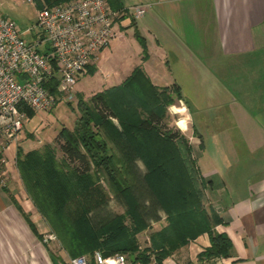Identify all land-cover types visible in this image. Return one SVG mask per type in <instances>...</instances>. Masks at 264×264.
<instances>
[{
  "label": "crops",
  "instance_id": "1",
  "mask_svg": "<svg viewBox=\"0 0 264 264\" xmlns=\"http://www.w3.org/2000/svg\"><path fill=\"white\" fill-rule=\"evenodd\" d=\"M110 1L122 12L116 17L117 34L104 50L130 29L132 39L137 33L144 41L143 51L135 39L134 65L157 86L179 87L182 105H170L185 111L172 113L173 127L187 138L195 157L203 205L216 217L213 229L230 241L224 264H264V0ZM132 4L145 10L137 16L123 11ZM211 107L223 111L207 112ZM196 110L203 114L194 121ZM6 190L0 185V264H67L65 250L54 252L31 229ZM15 196L44 237V218L25 194ZM208 243L203 231L161 264H206L197 254Z\"/></svg>",
  "mask_w": 264,
  "mask_h": 264
},
{
  "label": "trees",
  "instance_id": "2",
  "mask_svg": "<svg viewBox=\"0 0 264 264\" xmlns=\"http://www.w3.org/2000/svg\"><path fill=\"white\" fill-rule=\"evenodd\" d=\"M58 1L63 0H46ZM110 5L114 8L111 1ZM135 36L143 50L142 37ZM93 69L87 65V71ZM55 83L56 79L50 82V90L55 91ZM74 95L78 113L72 126H62L52 144L18 148L15 158L25 192L67 255L119 251L146 264L152 254L161 264L163 257L205 231L209 243L197 259L226 256L230 241L213 229L216 217L202 203L203 179L188 140L165 120L166 106L182 97L179 87L157 86L135 65L117 84L87 99L79 92ZM27 112L34 115L29 108ZM135 159L144 165L141 176ZM109 193L122 199L123 212L91 223L89 211L103 204ZM12 201L43 238L30 214L13 196ZM157 208L164 212L163 223L149 232V244L138 250L135 234L148 225L145 210L158 218Z\"/></svg>",
  "mask_w": 264,
  "mask_h": 264
},
{
  "label": "built area",
  "instance_id": "3",
  "mask_svg": "<svg viewBox=\"0 0 264 264\" xmlns=\"http://www.w3.org/2000/svg\"><path fill=\"white\" fill-rule=\"evenodd\" d=\"M36 4V27L27 39L16 22L0 13V183H5L8 162L16 157V146L27 109L43 113L58 100L73 96L77 74L87 71L94 57L116 36V17L121 10L107 0H27ZM143 4H132L123 11L140 15ZM56 79L55 91L50 82ZM15 162V161H14ZM51 232L44 241L54 239ZM67 264H130L122 252L68 256ZM206 264H224L213 256ZM133 264H140L136 259ZM146 264H156L152 254Z\"/></svg>",
  "mask_w": 264,
  "mask_h": 264
},
{
  "label": "rangeland",
  "instance_id": "4",
  "mask_svg": "<svg viewBox=\"0 0 264 264\" xmlns=\"http://www.w3.org/2000/svg\"><path fill=\"white\" fill-rule=\"evenodd\" d=\"M0 13L13 19L16 22L21 33L27 39H31L33 37L34 32L37 30L36 4L34 2H29L27 0H0ZM126 32L127 33L124 34L125 39L123 40L121 39V41L118 44H116L114 47H110V49L109 50L107 49V51H105L103 48L104 53L101 54L100 58L98 59L92 71H86L83 74L82 73L77 74L76 81L73 85V96L70 99H67L69 101L68 104L66 103V100L61 99L48 111H45L43 113L42 112L35 113L33 116L29 117L26 120L25 128H27V130L24 128L23 129L24 131L22 132L21 136L18 138L16 151L18 150V148H22V150L26 151L31 148H38L42 146L44 143L52 144L56 133L62 126H66L68 128L72 126L73 120L78 113L75 108L74 92H79L82 95L83 99H87L90 96V94L96 91L103 90L111 85L117 84L130 72L132 67L135 66L134 63L137 61V49L135 46L138 45L135 42V39L137 42L138 40L135 36H134L135 39H132L133 36L131 35L130 29L126 30ZM110 45L111 43H109L108 46ZM105 74L106 76L104 77ZM75 88L77 89V91L75 90ZM178 99L174 98L173 102H175V105H182ZM169 105L166 106L164 115L166 118V122L172 124L169 126H175L174 125L175 123L174 124L172 123V118H171V115L174 111H172L171 105L170 106ZM214 111L216 113H221L223 111V108L216 109L214 107H211L207 110V112L209 113ZM202 114H203L202 111H198V110L194 111L192 113L194 121L201 118ZM180 119H183V117ZM113 120L115 122L114 118ZM210 142H212V140H210V138L206 136L205 143L207 147H210L211 145ZM216 155L218 156V154ZM57 156L58 158L60 157L59 152H57ZM203 157L204 154H200L201 162L204 160ZM14 161L15 159H11L8 162L9 170L7 176L5 177V183L4 184L0 183V185L4 186V188L7 189L6 191H8L9 194L12 193L11 197L13 195V197L16 198L15 195H17L21 198L22 195V199H23L24 198L23 194H25L27 197L28 195L24 191L25 189L23 187V183L19 175V171ZM135 165H136L137 174L141 176V174L145 171L143 163L139 159H135ZM11 183L12 186L9 185ZM140 200L146 206L149 204L148 199L146 197H141ZM17 201L22 206V204L19 202L20 200ZM13 204L15 205L14 202ZM28 204L34 205L31 199L28 201ZM124 207L125 204L119 196L114 195L113 193H109L107 200L103 204L89 211L88 213L89 220L91 223L96 224L101 219H104L106 217H111L118 213H122ZM33 208H35V206H33ZM155 215L158 216V218H154V216L150 214V211L145 210L144 216L148 225L141 231L136 232L135 234L138 250H140L143 246L149 244L148 242L149 232L153 229H156L160 224L163 223L164 220L163 210L157 208L155 210ZM51 232L52 231L48 226L47 231L44 232L45 233L44 236ZM41 239L43 240V238ZM47 242L50 243V248L54 252H57L58 249H61L60 243L57 238L50 240L47 239ZM122 253L126 255V258H129L126 252H122ZM67 257L68 255L66 253V260ZM66 260L65 262L67 263ZM127 260L131 263L134 262L129 259Z\"/></svg>",
  "mask_w": 264,
  "mask_h": 264
},
{
  "label": "clouds",
  "instance_id": "5",
  "mask_svg": "<svg viewBox=\"0 0 264 264\" xmlns=\"http://www.w3.org/2000/svg\"><path fill=\"white\" fill-rule=\"evenodd\" d=\"M172 111H185V109H176V108H173ZM184 123H185L184 121H180L179 122V125H180L181 128L184 127Z\"/></svg>",
  "mask_w": 264,
  "mask_h": 264
},
{
  "label": "bare ground",
  "instance_id": "6",
  "mask_svg": "<svg viewBox=\"0 0 264 264\" xmlns=\"http://www.w3.org/2000/svg\"><path fill=\"white\" fill-rule=\"evenodd\" d=\"M175 108V107H174ZM176 109H178V108H176Z\"/></svg>",
  "mask_w": 264,
  "mask_h": 264
}]
</instances>
